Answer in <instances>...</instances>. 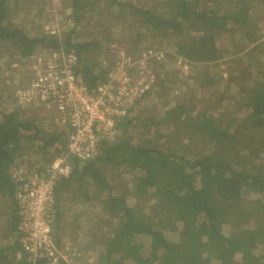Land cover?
<instances>
[{"label":"trees","instance_id":"1","mask_svg":"<svg viewBox=\"0 0 264 264\" xmlns=\"http://www.w3.org/2000/svg\"><path fill=\"white\" fill-rule=\"evenodd\" d=\"M13 1L0 0V48L9 45L20 57L74 51L90 87L106 80L108 66L98 58L126 25L136 40L137 52L127 51L132 57L158 50L149 41L160 34L170 38L175 59L206 70L160 116L145 123L144 113L128 114L95 156L71 157L72 170L55 183L57 243L65 202L97 201L85 247L97 254L93 264H264V0H63L70 10L66 31L35 34L11 19ZM147 31L142 43L149 44H138ZM238 37L234 44L244 39L247 46L229 52ZM227 55L226 74L212 75L207 63ZM16 105L0 107V264H47L29 260L22 248L14 167L29 152L50 164L67 149V131ZM123 165L134 173L135 205L116 191Z\"/></svg>","mask_w":264,"mask_h":264},{"label":"built area","instance_id":"2","mask_svg":"<svg viewBox=\"0 0 264 264\" xmlns=\"http://www.w3.org/2000/svg\"><path fill=\"white\" fill-rule=\"evenodd\" d=\"M163 50L148 49L135 58L121 51L108 68L104 82L90 87L76 70L74 51L47 50L20 57L21 66L33 77L15 90L19 106L38 105L49 118L67 131L65 152L34 173L16 167V199L19 205V229L22 248L29 260L44 259L47 264H73L72 257L57 243L55 220V183L73 168L71 157L88 159L95 156L103 138L114 139L118 121L129 114L136 98L152 87L155 75L149 69L151 59H160ZM21 78H25L22 77Z\"/></svg>","mask_w":264,"mask_h":264},{"label":"rangeland","instance_id":"3","mask_svg":"<svg viewBox=\"0 0 264 264\" xmlns=\"http://www.w3.org/2000/svg\"><path fill=\"white\" fill-rule=\"evenodd\" d=\"M69 14L70 10L65 9L63 0H14L12 2L10 17L14 22L26 28L29 33L35 34L45 29L62 31L69 24ZM126 19L125 16L120 19L124 25L126 24ZM133 33L134 30L130 25H126L116 31L112 35L113 40L110 42V47L107 52L101 54L98 59L109 68L121 51H128L130 53L137 52L133 50V45L136 42V40L132 38ZM153 33L156 34L155 32ZM150 36L151 32L147 31L145 39L139 41L138 44H141L147 38H150ZM156 36V38L149 41L152 42L151 46L165 52L163 57L150 62L149 65V69H151L156 76V83L143 98L142 96L136 98V101L129 109V115L131 117L144 113L143 115L147 116L145 123H148L149 118L152 116H160L161 113L165 111V108H168L169 105L176 101L174 98L177 94H180L185 88H188V85L194 88L197 84H200L201 75L206 73V70H201L203 64L191 62L183 57L175 59L172 56V51L175 47L171 45L170 38H164V35L160 34H156ZM240 38L241 37H238L234 42L233 39H230L228 43L229 52H234L247 46V42H245L244 39L240 40L241 43L234 44ZM223 41L225 45L226 39ZM143 44L149 43H142L141 45ZM134 48H136V46ZM0 50V88L4 93V96L0 98V107L5 110L9 108L14 109L15 106H17L15 100L16 88L32 78L33 74L21 66L19 56H17L13 50L10 51L9 45L0 48ZM38 52L44 53L47 52V50L40 49ZM230 56L231 55H227L221 60L207 63V65L209 64L208 68H210L208 71L216 77H221V74L224 73L226 74L230 65ZM21 76L25 78H21ZM169 99L172 102L168 105L167 102H169ZM20 109L25 110L27 117L35 115L37 120L44 125H52L48 115L49 112L47 110L45 111L44 108L32 104L20 106ZM41 159L40 155L34 152L23 153L20 155L19 159L17 158L18 162L14 170L16 167H20L25 171L34 173L41 166L46 165ZM123 167H125V165L117 169L118 172H122L117 174L118 188L116 191L117 193L123 192L127 195L128 203L130 205H135L139 200V195L134 192V173H129ZM112 176L113 175H110V177ZM149 202L150 201H148V204L145 206H142L146 212H149ZM153 202L152 200L151 204ZM99 206L97 201L73 202L71 199H68L65 202L64 221L58 233L61 235L60 246L64 250L63 252H67L72 257L73 264H80L82 259L86 264H93L94 261L92 260L96 259V252L90 251V249L87 250L86 245L88 240H90L89 237L91 235L92 226L94 225H92L91 222L93 221L92 219L95 218V214L97 215L99 212ZM78 212L81 213L79 216ZM98 223L99 222H97V224ZM4 241L5 237L0 235V242ZM77 256H80L79 260H77Z\"/></svg>","mask_w":264,"mask_h":264},{"label":"crops","instance_id":"4","mask_svg":"<svg viewBox=\"0 0 264 264\" xmlns=\"http://www.w3.org/2000/svg\"><path fill=\"white\" fill-rule=\"evenodd\" d=\"M68 263V262H67ZM69 264V263H68Z\"/></svg>","mask_w":264,"mask_h":264}]
</instances>
